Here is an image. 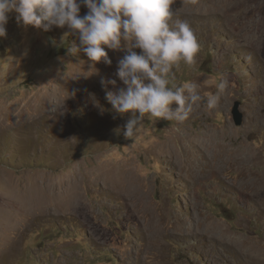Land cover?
Returning a JSON list of instances; mask_svg holds the SVG:
<instances>
[{"label": "rangeland", "instance_id": "374dc122", "mask_svg": "<svg viewBox=\"0 0 264 264\" xmlns=\"http://www.w3.org/2000/svg\"><path fill=\"white\" fill-rule=\"evenodd\" d=\"M171 8L202 45L174 83L219 99L183 123L146 115L133 139L122 134L129 113H116L100 84L124 52L93 66L67 53L79 41L66 27L24 28L10 14L0 38V264H264V0Z\"/></svg>", "mask_w": 264, "mask_h": 264}, {"label": "clouds", "instance_id": "9594fccd", "mask_svg": "<svg viewBox=\"0 0 264 264\" xmlns=\"http://www.w3.org/2000/svg\"><path fill=\"white\" fill-rule=\"evenodd\" d=\"M175 0H0V38L7 36L6 25L15 13L19 26L50 31L67 28L78 38L67 53L83 52L93 62L111 65L107 50L123 51L114 77H101L105 99L118 114L129 113L123 125L125 139H133L146 115L154 120L183 123L201 102L209 109L219 95L201 96L194 82L177 85L174 69L181 62L192 66L202 45L193 27L173 19ZM87 9L80 15L81 7ZM63 42V41H62ZM64 43V42H63ZM139 49V51H136ZM118 81L120 85H118ZM112 85L115 91L108 90ZM171 85V86H169ZM222 91L225 82L216 85Z\"/></svg>", "mask_w": 264, "mask_h": 264}, {"label": "water", "instance_id": "95a60500", "mask_svg": "<svg viewBox=\"0 0 264 264\" xmlns=\"http://www.w3.org/2000/svg\"><path fill=\"white\" fill-rule=\"evenodd\" d=\"M232 116L236 125H240L243 122V114L239 110V103L235 102L232 108Z\"/></svg>", "mask_w": 264, "mask_h": 264}, {"label": "bare ground", "instance_id": "6f19581e", "mask_svg": "<svg viewBox=\"0 0 264 264\" xmlns=\"http://www.w3.org/2000/svg\"><path fill=\"white\" fill-rule=\"evenodd\" d=\"M229 10V9H228ZM76 86V85H75ZM76 88V87H75Z\"/></svg>", "mask_w": 264, "mask_h": 264}]
</instances>
